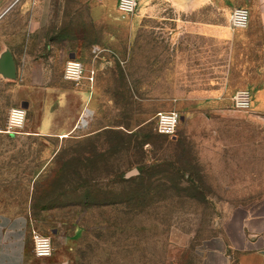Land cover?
<instances>
[{"label": "rangeland", "instance_id": "1", "mask_svg": "<svg viewBox=\"0 0 264 264\" xmlns=\"http://www.w3.org/2000/svg\"><path fill=\"white\" fill-rule=\"evenodd\" d=\"M117 1L0 0V50L10 49L17 65L15 80L0 75V203L24 213L29 232L48 236L54 247L48 257L27 254L24 264H201L209 247L238 239L249 215L264 214V173L220 178L231 175L223 170L232 164L219 163L223 143L200 130L201 115L183 131L188 112L202 103L189 90L205 85L193 83L198 73L189 72V61L171 55L179 40L200 42L170 38L174 21L156 16L173 13L166 3L137 18L139 5L123 16ZM94 7L99 21L91 18ZM221 14L202 20L229 27L228 13ZM250 45L235 48L246 76L263 63ZM216 48H207V77L233 49ZM69 62L80 69L68 70ZM241 79L233 78L230 91L253 95L257 83ZM46 104L58 114L78 109L84 118L67 137L31 133ZM11 108L26 112L18 133L5 131ZM163 111L181 115L173 137L156 130ZM260 131L248 122L239 133L258 140Z\"/></svg>", "mask_w": 264, "mask_h": 264}, {"label": "crops", "instance_id": "2", "mask_svg": "<svg viewBox=\"0 0 264 264\" xmlns=\"http://www.w3.org/2000/svg\"><path fill=\"white\" fill-rule=\"evenodd\" d=\"M163 3L168 4L173 9V13L168 16L163 13L156 15L153 8ZM243 4H248L250 8V22L247 28L233 29L220 23L202 20L208 17L220 19L222 10L228 13L229 19L231 10ZM138 5L137 18L156 15L163 19L170 17L169 20L174 21L176 27L169 30L172 40L190 37L189 41L196 39L200 42L195 46L191 42L181 44L179 40L173 45L175 50L171 55L189 61V72L198 73L195 76L197 81L194 80L193 83L205 85L198 90H189V96L192 99H200L202 103L199 105L200 109L188 112L185 117L187 124L183 131L191 132L190 117L195 113L201 115L205 125L200 130L210 134L208 140L211 143H223L220 147L221 151L217 153L218 158L221 159L219 163L232 164L230 171L227 167L223 170L231 175L220 178L256 179L257 172L264 173V142L262 143L264 137V0H138ZM113 7L116 10V1ZM93 9L91 18L99 21L98 11L95 7ZM209 41L212 42L211 45H208ZM241 42L244 47L250 42V46H256L255 51L260 50L263 53V63L261 66L253 64L251 67L253 70L248 76L242 74L241 68H237V60L241 57H237L235 48ZM220 44L221 46L227 44V48L234 50L227 53L225 63L213 66L215 75L207 77L205 72L207 67L204 63L207 48L211 46L217 50L216 47ZM180 47L184 49L186 55H180L179 52H183ZM2 51L0 50V53ZM237 70L241 73L238 77ZM247 77L250 79L246 80ZM233 78L235 82L242 78L241 81L244 83L255 82L258 85L253 90L252 108L248 110L249 113L229 107L228 101L235 93V90L230 91L228 87L233 82ZM25 107H28L27 103ZM56 110L48 109L46 104L36 121V129L31 133H37L39 136L67 137L81 124L82 117L78 109L71 112L60 111L59 114ZM212 114L213 117H211ZM248 122L252 123L253 128L262 130L258 140L255 135L248 137L245 132L240 135L239 130H243V123ZM240 127L242 129H239ZM257 164H263V168H256ZM258 178L264 179V176ZM240 228L242 234L238 239H232L227 244L224 242L222 247L215 249L209 247L202 254L201 264H264V214L249 215L247 220L241 222ZM227 248H231L233 256L227 254L225 250ZM31 253H33L32 239L26 215L0 203V264H24L26 255Z\"/></svg>", "mask_w": 264, "mask_h": 264}, {"label": "built area", "instance_id": "3", "mask_svg": "<svg viewBox=\"0 0 264 264\" xmlns=\"http://www.w3.org/2000/svg\"><path fill=\"white\" fill-rule=\"evenodd\" d=\"M138 5V0H118L117 9L123 15L133 14ZM249 9L244 6H236L231 10L229 24L233 29L246 28L249 21ZM80 69V64L76 62L68 63V70ZM253 95L247 88L238 89L232 96V103L236 109L249 110L252 107ZM156 130L166 136L176 135L181 115L176 111L158 112L155 116ZM26 121L24 109L11 108L6 123V132L18 133L23 128ZM32 252L34 256L44 258L52 255L54 247L51 239L36 231L31 232Z\"/></svg>", "mask_w": 264, "mask_h": 264}, {"label": "water", "instance_id": "4", "mask_svg": "<svg viewBox=\"0 0 264 264\" xmlns=\"http://www.w3.org/2000/svg\"><path fill=\"white\" fill-rule=\"evenodd\" d=\"M0 75L6 79L15 80L17 78V68L11 51L6 48L0 53ZM138 173L136 168L128 171L125 176L130 177Z\"/></svg>", "mask_w": 264, "mask_h": 264}, {"label": "bare ground", "instance_id": "5", "mask_svg": "<svg viewBox=\"0 0 264 264\" xmlns=\"http://www.w3.org/2000/svg\"><path fill=\"white\" fill-rule=\"evenodd\" d=\"M84 117L81 118V120L83 119Z\"/></svg>", "mask_w": 264, "mask_h": 264}]
</instances>
